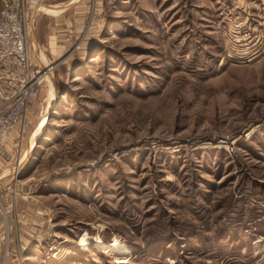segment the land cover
<instances>
[{
	"label": "rangeland",
	"instance_id": "rangeland-1",
	"mask_svg": "<svg viewBox=\"0 0 264 264\" xmlns=\"http://www.w3.org/2000/svg\"><path fill=\"white\" fill-rule=\"evenodd\" d=\"M39 3L0 264H264V0H85L48 70Z\"/></svg>",
	"mask_w": 264,
	"mask_h": 264
},
{
	"label": "built area",
	"instance_id": "built-area-1",
	"mask_svg": "<svg viewBox=\"0 0 264 264\" xmlns=\"http://www.w3.org/2000/svg\"><path fill=\"white\" fill-rule=\"evenodd\" d=\"M1 19L0 66L4 74H13V81L20 88L16 94L17 102L14 104L16 106L7 113L0 114V150L10 132L20 127L29 105L38 97L42 80L40 73L34 69L27 50L28 41L24 27L26 9L23 0H10L2 10ZM18 72L21 74L15 75ZM23 127L22 124L21 128ZM18 155L20 157L21 153ZM19 159H22V156Z\"/></svg>",
	"mask_w": 264,
	"mask_h": 264
},
{
	"label": "crops",
	"instance_id": "crops-1",
	"mask_svg": "<svg viewBox=\"0 0 264 264\" xmlns=\"http://www.w3.org/2000/svg\"><path fill=\"white\" fill-rule=\"evenodd\" d=\"M85 0H40L38 7H33L30 14V32L34 55L41 68L47 70L56 62L61 60L66 54L67 47L64 43L66 39V30L69 23L79 22V13L85 7ZM9 153H0V159L3 166L0 170V195L3 198L6 187L12 183L11 175L15 172L8 157ZM7 196V194H6ZM6 200V199H4ZM2 215L0 213V229H8L7 225L1 223Z\"/></svg>",
	"mask_w": 264,
	"mask_h": 264
},
{
	"label": "bare ground",
	"instance_id": "bare-ground-1",
	"mask_svg": "<svg viewBox=\"0 0 264 264\" xmlns=\"http://www.w3.org/2000/svg\"><path fill=\"white\" fill-rule=\"evenodd\" d=\"M85 243L86 242H83V244H85ZM112 246L115 247V248H120L121 247V244L119 242H116ZM81 247L83 248V245H81ZM87 247H89V246H87Z\"/></svg>",
	"mask_w": 264,
	"mask_h": 264
},
{
	"label": "trees",
	"instance_id": "trees-1",
	"mask_svg": "<svg viewBox=\"0 0 264 264\" xmlns=\"http://www.w3.org/2000/svg\"><path fill=\"white\" fill-rule=\"evenodd\" d=\"M160 245H161V244L159 243V245H158V246L160 247ZM156 247H157V246H156Z\"/></svg>",
	"mask_w": 264,
	"mask_h": 264
},
{
	"label": "water",
	"instance_id": "water-1",
	"mask_svg": "<svg viewBox=\"0 0 264 264\" xmlns=\"http://www.w3.org/2000/svg\"><path fill=\"white\" fill-rule=\"evenodd\" d=\"M54 67V66H53Z\"/></svg>",
	"mask_w": 264,
	"mask_h": 264
}]
</instances>
